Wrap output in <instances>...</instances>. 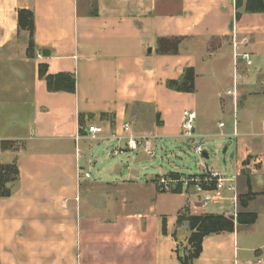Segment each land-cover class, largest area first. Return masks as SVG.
<instances>
[{
    "label": "crops",
    "instance_id": "1",
    "mask_svg": "<svg viewBox=\"0 0 264 264\" xmlns=\"http://www.w3.org/2000/svg\"><path fill=\"white\" fill-rule=\"evenodd\" d=\"M246 2L0 0V163L15 161L19 170L11 196L0 197V264H183L191 230L178 218L216 212L193 196L160 192L157 177L179 172L160 168L144 179L143 163L165 139L200 137L202 148L205 138L219 145L236 139L233 173L255 194L244 211L257 219L242 232L237 224L206 236L191 264H264V226L256 225L264 214L252 207L264 196V151L253 140L264 136V118L248 113L236 134L234 122L227 131L220 123L218 133L202 123L222 106L224 91L235 108L244 94H230L221 68L240 55L251 64L264 59V13L248 12ZM23 9L34 13L32 54L30 33L18 25ZM161 39H177L176 51L161 54ZM40 64L48 74H74L75 93L48 91ZM187 69L194 91L170 88ZM189 116L192 126L203 121L184 135ZM92 126L102 132L92 137ZM130 139L143 144L130 150ZM3 141L22 148L3 150ZM115 156H127L126 173L124 161L107 162ZM164 194L182 198L172 214Z\"/></svg>",
    "mask_w": 264,
    "mask_h": 264
},
{
    "label": "rangeland",
    "instance_id": "2",
    "mask_svg": "<svg viewBox=\"0 0 264 264\" xmlns=\"http://www.w3.org/2000/svg\"><path fill=\"white\" fill-rule=\"evenodd\" d=\"M248 60L249 59H245L244 62L242 55H240L229 70L227 67H224V69L221 68L219 71V73H222V83H225L227 86L229 79V85H231L230 87L232 91H235L236 93L242 91V93H244L243 96L239 98L236 108L232 106V99L229 98L227 96L228 93L226 94V91H224V102L221 104L222 106H214L215 113L211 115L210 119H207V121H203L202 118L196 120L193 122L194 127H197L198 129L200 121H203L202 123L210 127V130L213 133H218L221 129L219 126L220 123L227 125V128H223V130H230L233 127L234 120L239 123L245 115H248V113L251 117H255L256 119L264 118V59H262L260 64L258 62L251 64ZM226 88L229 87L227 86ZM180 131H182V134H186V131L183 130L181 126ZM253 131L260 132L261 129L256 127ZM207 140L208 139L205 138L203 141V150L209 154L208 158L199 157L195 153L196 145L202 141L201 137L195 138L191 141H189L188 138L179 141L165 139L162 143H157L156 156L154 158H148L143 163L146 164L148 168L144 171L143 178L145 179L146 175H148L150 179L152 174H157L159 172L160 168L164 171L179 172L185 175L195 174L200 172L201 162L206 163L209 168L213 167L226 173H233V167L236 162V139H227L222 145H219L216 139H212L211 144H207ZM253 140L256 145H259L264 151V136L259 137L255 135L253 136ZM116 146L117 142L109 144L107 149L111 151ZM226 148H228V150H226ZM126 159L127 156H115L109 157L107 162L120 163V161H124L123 172L126 173V168L128 167ZM169 175H172L174 178L180 176L178 173H169ZM248 177L250 176L248 175L245 180H248ZM243 189L244 187H239V194L240 196H243V199L248 200L255 195L254 193H246ZM161 199H163L166 207V213L172 214L178 201L182 198L172 194H164L161 196ZM252 207L264 214V196H261L253 202ZM208 210L217 212L216 208L212 206L208 207ZM170 220L172 219L170 218ZM245 225L251 226L252 224ZM245 225L241 228L240 232L249 229V227H246ZM256 225H258V227L264 226V217H262ZM259 237H261V235H259ZM189 251L190 248L188 249L187 254Z\"/></svg>",
    "mask_w": 264,
    "mask_h": 264
},
{
    "label": "trees",
    "instance_id": "3",
    "mask_svg": "<svg viewBox=\"0 0 264 264\" xmlns=\"http://www.w3.org/2000/svg\"><path fill=\"white\" fill-rule=\"evenodd\" d=\"M246 10L250 13H264V0H247ZM18 25L20 30H26L30 33V42L28 52L34 51L33 35L35 31L34 13L23 9L18 14ZM176 39H161L159 41V52L161 54L173 53L176 51ZM39 76L46 82L47 89L50 92H69L76 91V78L71 73L48 74L46 64L39 65ZM195 73L193 69H187L181 81L172 80L169 87L179 92H193L195 85ZM3 150L18 151L22 148V143L13 141H3L1 143ZM19 170L17 163H0V197H10L12 194L11 184L17 181ZM242 211L239 215L238 224H253L257 215L247 213V200L240 196ZM188 222L191 236L189 238L190 251L185 258H180L183 264H191L198 258L203 249V240L206 236L216 233H230L235 231V223L232 219L220 214L207 213L203 215L184 214L178 218V224Z\"/></svg>",
    "mask_w": 264,
    "mask_h": 264
},
{
    "label": "built area",
    "instance_id": "4",
    "mask_svg": "<svg viewBox=\"0 0 264 264\" xmlns=\"http://www.w3.org/2000/svg\"><path fill=\"white\" fill-rule=\"evenodd\" d=\"M234 47H236V44H234ZM230 94L236 97L235 91H230ZM191 122V116H189L184 124V130L187 134H190L193 130ZM221 126H224V124H221ZM234 126L236 134V120H234ZM123 130L129 133L131 124L125 123ZM88 132L92 137H95L98 133L102 132V128L92 126L89 127ZM112 137L117 141L121 140L117 133H113ZM141 144L143 142L137 139H130L126 143V146L130 150H136ZM145 145L148 146V142ZM149 153L153 156L151 152ZM195 153L199 157H204L201 145L195 148ZM201 167L202 170L198 173L191 175L178 173L180 176L177 178L169 174L159 175L156 179L158 190L162 193L179 192L193 196L197 206L202 208L215 207L217 210L216 214L232 219L235 225H237L242 209L238 186L239 175L237 173H226L218 169L209 168L206 163L201 164ZM86 177H89L88 173Z\"/></svg>",
    "mask_w": 264,
    "mask_h": 264
},
{
    "label": "water",
    "instance_id": "5",
    "mask_svg": "<svg viewBox=\"0 0 264 264\" xmlns=\"http://www.w3.org/2000/svg\"><path fill=\"white\" fill-rule=\"evenodd\" d=\"M149 52H151V51H149ZM43 54H44V56H49L50 55V52L45 50L43 52ZM204 157L208 158V155L206 153H204Z\"/></svg>",
    "mask_w": 264,
    "mask_h": 264
}]
</instances>
